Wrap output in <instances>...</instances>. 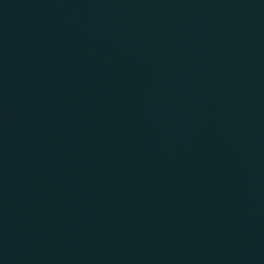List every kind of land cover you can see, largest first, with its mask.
Returning <instances> with one entry per match:
<instances>
[{"label":"water","instance_id":"obj_1","mask_svg":"<svg viewBox=\"0 0 264 264\" xmlns=\"http://www.w3.org/2000/svg\"><path fill=\"white\" fill-rule=\"evenodd\" d=\"M0 264H264V0H0Z\"/></svg>","mask_w":264,"mask_h":264}]
</instances>
